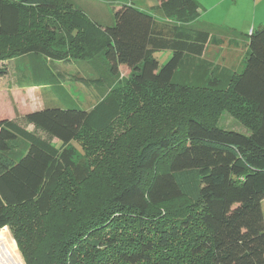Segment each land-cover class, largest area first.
Masks as SVG:
<instances>
[{
	"label": "trees",
	"instance_id": "16d2710c",
	"mask_svg": "<svg viewBox=\"0 0 264 264\" xmlns=\"http://www.w3.org/2000/svg\"><path fill=\"white\" fill-rule=\"evenodd\" d=\"M128 1L105 25L73 0H0V79L27 57L20 83L64 106L0 116V234L10 228L26 264H264V24L241 66L198 79L203 44L175 38L200 18L197 0H157L150 11ZM161 49L172 52L163 66ZM120 67L146 103L122 135L93 141L125 117ZM72 82L96 93L92 108ZM150 89L172 107L148 108ZM222 109L249 132L208 118ZM84 135L94 160L75 164L68 147Z\"/></svg>",
	"mask_w": 264,
	"mask_h": 264
},
{
	"label": "rangeland",
	"instance_id": "374dc122",
	"mask_svg": "<svg viewBox=\"0 0 264 264\" xmlns=\"http://www.w3.org/2000/svg\"><path fill=\"white\" fill-rule=\"evenodd\" d=\"M21 1V0H17ZM78 4L80 3L81 7L86 8V12L93 19H100L105 25H109L110 18L113 19V15L115 10L119 9L121 5L127 4L128 0H77ZM201 5L205 8L204 14L201 16V21L203 23H210L216 27L224 28L226 30H232L237 32L239 36V41L241 45L235 46V48L231 45V41L220 42L215 37L206 40L203 36L202 38H197L195 40H191V43H202L203 50L206 56L205 63L201 66L204 68L207 74H210L214 70H219L220 68L227 67H238L241 66L243 60H240L244 55L248 46L245 44L249 43V34L254 28L260 27L264 24V0H199ZM157 0H141L136 2V8L138 9H148L152 6L157 5ZM197 21H194L193 24ZM172 25L176 24L174 21H171ZM160 29V28H159ZM159 36H163L164 38H169L170 35H165L162 30H158ZM176 32H179V29H176ZM181 33H177L179 35ZM210 35V34H209ZM174 36V35H173ZM225 36L233 37L232 35L226 34ZM176 38V36H175ZM214 38V39H213ZM205 39V40H204ZM204 40V42H203ZM235 49V50H234ZM236 51V52H235ZM234 52V53H232ZM204 55V54H203ZM155 57H158V61L160 66L165 65L171 58L172 52L161 49L155 52ZM239 58V60H238ZM26 60V59H25ZM197 63V62H196ZM2 67V64H0ZM9 68L12 70V64H9ZM63 72H68L71 78L72 75L83 76L82 73H78L77 70L79 68L74 64L64 65L62 68ZM121 74L125 80L127 87L123 91L122 100L124 107L126 109L125 117L121 119L120 122L115 125L112 132L107 136H102L99 138L92 137L93 141L101 140L113 141L116 137H119L124 132H126L130 128L129 118L132 117L138 109H143L145 105V101H140L136 99L135 94L133 93V89L131 88V78L128 73V70L122 68ZM11 78L5 79L3 83V87L0 86V116L7 115L9 119L18 118L23 116L26 112L29 111H37L42 110L44 108L49 107H64L57 99L53 98L52 95H44L42 96L38 93H34L32 96H24V95H16V93H9L5 88L8 83H10ZM2 85V84H1ZM67 89L74 94L81 101V108L84 110H88L93 107L96 103L97 98L95 96V92L91 93L87 90L83 85L72 82V84H67ZM147 95L149 97V106H154L155 103H160L161 101L167 102V108L170 109L172 107L173 97H166L162 93L157 92L155 90L147 91ZM147 97V98H148ZM190 99L191 97H185L180 99L176 98V100H180V102H184V100ZM153 102L151 104L150 102ZM148 102V101H147ZM38 108V109H37ZM188 108V107H187ZM195 108V107H193ZM37 109V110H34ZM214 109V108H213ZM181 114V113H180ZM177 114V115H180ZM182 115V114H181ZM180 115V116H181ZM216 115L217 118L208 117L209 119L215 120V122L219 125L220 128L226 130H233L239 133H248L249 130L239 122L238 118L234 116L231 111H227L226 109H222ZM150 128V127H149ZM85 134V133H84ZM89 135L82 136L79 140L74 141L69 147L68 150L72 152V161L75 164H91L94 158L88 155L87 146L90 144L89 140L92 139ZM56 146L59 148V144L56 142ZM98 151L100 155H96V158L100 157L103 152L102 149L99 148ZM93 164V163H92ZM187 183L189 186V190L191 192H195V187L197 184L195 175L187 178ZM178 205V204H176ZM264 210V201L262 203ZM5 232H8L13 240L15 241L13 234L9 227H6ZM2 231V232H3ZM1 232V233H2ZM16 245L17 242L15 241ZM18 248V245H17ZM18 251L24 260L22 253L19 248ZM25 263V260H24ZM26 264V263H25Z\"/></svg>",
	"mask_w": 264,
	"mask_h": 264
},
{
	"label": "crops",
	"instance_id": "0c3cea01",
	"mask_svg": "<svg viewBox=\"0 0 264 264\" xmlns=\"http://www.w3.org/2000/svg\"><path fill=\"white\" fill-rule=\"evenodd\" d=\"M73 1L75 2V4L79 8H81L84 12H86L85 11L86 8H84V7L82 8L81 5H80V3L78 4V1L77 0H73ZM196 2L198 4L199 12H200V18L198 19V22H195L194 24H191L186 29L185 28H182V33L181 32H176V39L186 40V41L189 42V41L195 40L197 38H202V36L199 35L202 32H208L210 34V38H212V37L217 38L218 37L217 38L218 40L221 39V40H219L220 42L231 41L232 42L231 45L234 48H235L236 45L237 46L241 45V42L239 41V36L237 35L238 34L237 32L232 31V30H226L224 28H219V27H216V26H214L213 24H210V23H203L201 21V16H202V14H204V12L206 10L201 5V2L199 0H197ZM156 3H157L156 6H152V7L148 8V9H145V10L144 9H141V10L150 11L153 8L159 7L161 5V2H159V1H157ZM127 4H129V2ZM86 14L89 15L87 12H86ZM93 20L96 21V22H98V23H103L102 20H100V19H93ZM110 21L111 22L109 24L111 25L113 23V19L110 18ZM163 22L164 21H162V23ZM159 28L162 29L164 27L163 26H160ZM180 31H181V29H180ZM177 33H181V34L177 35ZM226 34L232 35L233 37L225 36ZM245 45H247V44H245ZM232 53H234V52H232ZM156 58L158 60V57H156ZM25 59H27V57H25V58L24 57H20V58L14 59L12 62H10L12 64V70L9 68L10 70H9L8 76L6 78H1L0 79V86L1 87L4 86L2 82L5 79L7 80V79L11 78V80H10L11 82L8 83L7 87L5 88L9 93H16V95H24V96H32L34 93H38V94H40L42 96V94H45L44 90L47 89V88L41 87V86L40 87H38V86L28 87L27 85H24V84H21L20 83V79H21V76H22L21 75V70L22 71L23 70L26 71V69H27V68H23L21 66V62L23 60H25ZM205 60H208V59H206V56H205V53H204V55L201 58H199V59L196 60V62H197V65L196 66H199V67L202 66L205 63ZM238 60H239V58H238ZM240 60H242V58ZM24 62L27 64L26 61H24ZM0 64H2V63H0ZM55 64H57L59 66V68H61V69H62L61 66L64 65L61 62H57ZM122 68L126 69L125 67H120V69H119L120 70V73H121V69ZM223 68H229L230 69V68H233V67L224 66V67L220 68L219 70H221ZM18 71H19V73H18ZM128 73H129V71H128ZM193 73H194V71L191 70V74H193ZM207 75L208 74L206 73V71H203L202 72V76H198V79H203V78L205 79V78H207ZM121 77H123L122 74H121ZM37 109H34V110H37ZM32 112H35V111L26 112L24 115L29 114V113H32ZM11 119H16V118H11ZM56 142L57 141H55L54 143L56 144ZM57 143L60 146V143L59 142H57Z\"/></svg>",
	"mask_w": 264,
	"mask_h": 264
},
{
	"label": "bare ground",
	"instance_id": "6f19581e",
	"mask_svg": "<svg viewBox=\"0 0 264 264\" xmlns=\"http://www.w3.org/2000/svg\"><path fill=\"white\" fill-rule=\"evenodd\" d=\"M0 264H25L15 241L5 231L0 234Z\"/></svg>",
	"mask_w": 264,
	"mask_h": 264
}]
</instances>
